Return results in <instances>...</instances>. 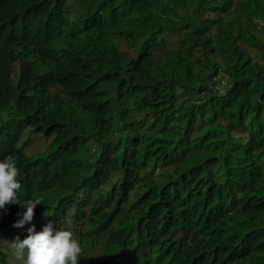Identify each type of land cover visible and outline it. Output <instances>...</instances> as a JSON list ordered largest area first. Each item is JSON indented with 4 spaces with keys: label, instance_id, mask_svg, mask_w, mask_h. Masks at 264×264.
I'll return each instance as SVG.
<instances>
[{
    "label": "trees",
    "instance_id": "1",
    "mask_svg": "<svg viewBox=\"0 0 264 264\" xmlns=\"http://www.w3.org/2000/svg\"><path fill=\"white\" fill-rule=\"evenodd\" d=\"M47 1L31 0L23 6L20 0H8L0 8V77L11 67L18 27H34V20L25 13L31 11L25 8L46 10ZM133 1L117 0L121 9H131L130 16L143 11L131 22V28L140 30L145 0L144 6ZM190 1L161 13L154 5L146 10L152 12L154 27L149 22V30L157 32L162 42L177 32L171 48L187 39L183 11ZM238 3L242 14L227 17L216 34L227 61L219 82L226 89L222 95L211 91L200 104L196 92L178 109L172 102L155 103L147 117L135 115L128 105L114 107L99 115L101 119L72 124L63 140L57 137L33 158L21 149L20 139L27 127L50 136L47 114L43 103L17 98L14 115L0 117V134L6 136H0V159L11 155L16 160L21 185L18 202L31 199L40 204L24 228L13 225L25 209L15 202L7 204L0 212V235L16 231L24 239L32 224L41 231L49 222L54 228L86 225L89 235L83 231L77 237L82 247L91 241L101 247L102 258L96 264H147L155 253L159 263L154 264H264V38L254 35L255 31L264 34V25L256 23L264 21V0ZM84 8L89 13L80 27L89 29L61 59L72 77L64 87L77 98L101 89L98 81L83 79L98 77L99 57L89 39L93 24L88 23L97 17L99 5L94 8L93 1L86 0ZM100 8L102 17L109 15V5ZM227 41L239 47L231 49ZM176 78L187 84L181 73ZM189 90L197 91V85ZM12 92L10 86L0 87V100L8 102ZM100 103L96 97L87 108L96 114ZM62 104L59 98L54 106ZM31 112L34 117L26 116ZM74 115L78 117L77 112ZM198 115L210 119L197 122ZM181 118L188 123L178 121ZM138 120L148 124L152 133L137 137ZM110 130L117 134L108 135ZM115 137H119L118 144ZM109 163L128 175L133 167L145 171L134 183L119 177L106 192L101 183ZM156 170L160 173L155 174ZM5 250L0 238V264H12Z\"/></svg>",
    "mask_w": 264,
    "mask_h": 264
},
{
    "label": "clouds",
    "instance_id": "2",
    "mask_svg": "<svg viewBox=\"0 0 264 264\" xmlns=\"http://www.w3.org/2000/svg\"><path fill=\"white\" fill-rule=\"evenodd\" d=\"M7 1L1 0L0 8L5 6ZM20 1L23 6H28L31 0ZM92 1L94 8L99 5L97 17L92 22L88 21L90 26L93 24V33L89 39L92 40L94 49L99 55L96 61L98 77L95 79L83 77V79L99 82L101 89H97L94 95L77 98L68 93L64 85L72 77L61 64L63 53L72 49L76 39L89 29L80 27V23L87 20L85 14L89 13L84 8L86 0H48L46 10L35 11L27 7L25 9L31 12L25 13L34 20V27L32 28L30 24L22 25L15 32L16 43L12 50L11 67L5 76L0 77V87L10 86L13 92L8 102L4 103L0 100V117L14 115L17 98L29 100L33 104L43 103L48 118L46 124L51 131V135L46 137L44 134H35L31 127H27L20 144L28 158L43 153L57 137L60 141L63 140L72 124L97 116V120L101 119L99 115H106L114 107L122 109L128 105L135 115L139 112L143 113V117H147L151 114L147 111L152 104L172 102L178 109L185 103V99L196 92H199L197 103L201 104L211 91L222 95L226 90L219 82L225 76L223 67L227 61L220 51L216 34L226 24L227 17L241 15L244 11L238 0L190 1L189 8L183 11L188 21L183 27L187 39L185 43L178 44L175 48H171V43L177 32H174V35L169 33L166 41L162 42L157 32L149 30V22L151 29L154 27L150 20L152 12L146 10L150 5L159 7V13L176 9L175 6L183 0H145V6L144 0H139L145 8L140 30L131 28V22L137 21L136 16L143 12L141 9L130 16L131 9H121L117 0ZM103 4L112 8L106 17H102L101 13L100 6ZM118 17L121 21H118ZM256 23L264 25L261 19H257ZM258 33L262 32L255 31V37L261 38ZM262 38H264L263 33ZM227 43L231 49L239 47L235 41H227ZM178 73L186 79L187 84L181 78H176ZM193 85H197V91L189 90ZM96 97L101 99V103L96 114H93L87 105ZM59 98L63 104L54 106ZM74 112H77L78 117H75ZM26 116L34 117V114L31 112ZM177 116L180 114L177 113ZM203 118L210 119L208 115H198L197 122ZM178 121L188 123L187 118ZM63 126L69 128L61 130ZM151 133V127L138 120L136 136L144 138ZM107 134L117 133L115 130H110ZM0 136L6 137L2 134ZM33 136L46 139L42 152L30 154L26 151L25 140ZM113 141L118 144L119 137H115ZM106 169L107 176L101 183L106 192L119 177L127 183H134L145 171L133 167L132 173L128 175L118 166L113 168L110 163ZM158 172L159 170H156L155 174ZM18 175L19 169L13 156L0 159V212L9 203L20 204L25 210L13 226L24 228L33 221L34 210L40 203L31 199L25 200L22 204L18 202L17 192L21 187L17 179ZM87 211L90 212V209L87 208ZM83 231H88L89 235L90 230L86 225L68 224L65 228H54L49 222L41 231H37L32 224L27 228L28 234L24 239H21L16 231L5 232L15 237L9 242L10 249L14 258L21 264H96L102 258V249L93 241L84 242L82 247L77 233ZM6 247L5 251L9 255L7 249L9 247ZM154 255L147 264L159 261L156 257L157 253Z\"/></svg>",
    "mask_w": 264,
    "mask_h": 264
},
{
    "label": "rangeland",
    "instance_id": "3",
    "mask_svg": "<svg viewBox=\"0 0 264 264\" xmlns=\"http://www.w3.org/2000/svg\"><path fill=\"white\" fill-rule=\"evenodd\" d=\"M258 36L262 38V33H258ZM251 52L253 53L254 50H251ZM258 60L260 62H262L260 59H258ZM45 143H46V139H44L43 137H34V136L33 137H27L25 140V149L30 154L42 152L44 147H45ZM0 238L5 243V246L9 247L7 249L10 253L9 257H10L11 263L12 264H18L19 261L14 258L12 251L10 249V244H9V242L13 241L15 237L13 235H7L5 233V234H1Z\"/></svg>",
    "mask_w": 264,
    "mask_h": 264
}]
</instances>
